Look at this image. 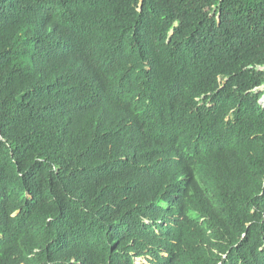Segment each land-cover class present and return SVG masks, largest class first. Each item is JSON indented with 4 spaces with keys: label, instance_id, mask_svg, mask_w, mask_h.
I'll use <instances>...</instances> for the list:
<instances>
[{
    "label": "trees",
    "instance_id": "trees-1",
    "mask_svg": "<svg viewBox=\"0 0 264 264\" xmlns=\"http://www.w3.org/2000/svg\"><path fill=\"white\" fill-rule=\"evenodd\" d=\"M263 94L264 0H0V264H264Z\"/></svg>",
    "mask_w": 264,
    "mask_h": 264
},
{
    "label": "rangeland",
    "instance_id": "rangeland-1",
    "mask_svg": "<svg viewBox=\"0 0 264 264\" xmlns=\"http://www.w3.org/2000/svg\"><path fill=\"white\" fill-rule=\"evenodd\" d=\"M262 88H263V87H262ZM262 88H261V89H262ZM259 90H260V89H259ZM260 91H262V90H260ZM136 264H150V263L147 261V259H144V258L142 259V258H141V259H137V260H136Z\"/></svg>",
    "mask_w": 264,
    "mask_h": 264
},
{
    "label": "water",
    "instance_id": "water-1",
    "mask_svg": "<svg viewBox=\"0 0 264 264\" xmlns=\"http://www.w3.org/2000/svg\"><path fill=\"white\" fill-rule=\"evenodd\" d=\"M261 88H262V87H261ZM261 88H260V90H262ZM259 102H260L261 104H263V105H264V94H263V96L261 97V99H260V101H259Z\"/></svg>",
    "mask_w": 264,
    "mask_h": 264
}]
</instances>
